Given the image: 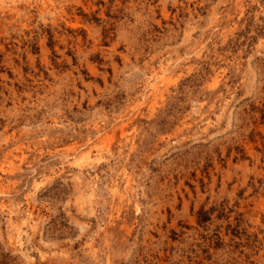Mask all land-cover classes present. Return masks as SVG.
I'll return each instance as SVG.
<instances>
[{
  "label": "clouds",
  "instance_id": "clouds-1",
  "mask_svg": "<svg viewBox=\"0 0 264 264\" xmlns=\"http://www.w3.org/2000/svg\"><path fill=\"white\" fill-rule=\"evenodd\" d=\"M0 264H264V0H0Z\"/></svg>",
  "mask_w": 264,
  "mask_h": 264
}]
</instances>
